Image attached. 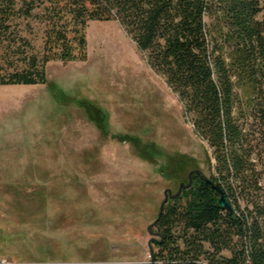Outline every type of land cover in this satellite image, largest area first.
<instances>
[{"label": "rangeland", "instance_id": "1", "mask_svg": "<svg viewBox=\"0 0 264 264\" xmlns=\"http://www.w3.org/2000/svg\"><path fill=\"white\" fill-rule=\"evenodd\" d=\"M10 32L31 46L16 38L0 52L43 55L36 17ZM85 39V59L49 60L46 83L0 85V264H149L164 190L214 173L177 96L119 23L89 21Z\"/></svg>", "mask_w": 264, "mask_h": 264}, {"label": "trees", "instance_id": "2", "mask_svg": "<svg viewBox=\"0 0 264 264\" xmlns=\"http://www.w3.org/2000/svg\"><path fill=\"white\" fill-rule=\"evenodd\" d=\"M33 17L44 53L13 60L0 52V85L46 83L49 60L85 59L89 21L113 20L164 77L211 153L231 209L195 175L166 204L149 264H264V0H0V51L18 49L16 38L31 46L9 34Z\"/></svg>", "mask_w": 264, "mask_h": 264}, {"label": "water", "instance_id": "3", "mask_svg": "<svg viewBox=\"0 0 264 264\" xmlns=\"http://www.w3.org/2000/svg\"><path fill=\"white\" fill-rule=\"evenodd\" d=\"M197 175L199 176L202 180L206 181V182H210L213 187L220 193V197H219V204L224 207V208H227V209H231V205L230 203L228 202L227 200V197L225 195V193L223 192V190L221 189L220 185H218L216 182H215V179L212 177V176H207L202 170L200 169H195V170H192L190 173H189V182L188 183H181L177 192H173V190L171 188H167L164 190V199L163 201L161 202V205H160V209H159V213H158V216L157 218L151 223L148 225L147 229H148V232L149 234L151 235V238L148 242V246H149V249H150V257L153 258V254H154V248H153V241L156 240V235H159L155 230H154V227L156 226L159 218L161 217L162 213L164 212V209H165V206L166 204L168 203V201L170 199H176L178 198L179 196H181L182 192L184 189H188L190 188L191 186H193L194 184V181H195V178L194 176Z\"/></svg>", "mask_w": 264, "mask_h": 264}, {"label": "bare ground", "instance_id": "4", "mask_svg": "<svg viewBox=\"0 0 264 264\" xmlns=\"http://www.w3.org/2000/svg\"><path fill=\"white\" fill-rule=\"evenodd\" d=\"M108 42V45L114 49V50H119L120 52L123 53L124 58L126 61L128 60L129 62L133 61L131 60V56L129 55L128 47L125 44V42L119 37V35H111V36H105Z\"/></svg>", "mask_w": 264, "mask_h": 264}, {"label": "built area", "instance_id": "5", "mask_svg": "<svg viewBox=\"0 0 264 264\" xmlns=\"http://www.w3.org/2000/svg\"><path fill=\"white\" fill-rule=\"evenodd\" d=\"M1 262H2V263H3V262H6V260L2 259Z\"/></svg>", "mask_w": 264, "mask_h": 264}]
</instances>
